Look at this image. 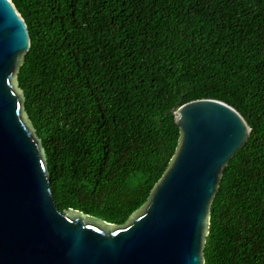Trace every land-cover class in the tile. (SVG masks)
<instances>
[{
    "label": "trees",
    "instance_id": "1",
    "mask_svg": "<svg viewBox=\"0 0 264 264\" xmlns=\"http://www.w3.org/2000/svg\"><path fill=\"white\" fill-rule=\"evenodd\" d=\"M10 1L58 210L125 223L174 152L171 111L220 101L251 133L224 169L205 264H264V0Z\"/></svg>",
    "mask_w": 264,
    "mask_h": 264
},
{
    "label": "water",
    "instance_id": "2",
    "mask_svg": "<svg viewBox=\"0 0 264 264\" xmlns=\"http://www.w3.org/2000/svg\"><path fill=\"white\" fill-rule=\"evenodd\" d=\"M30 48L23 16L0 0V264H205L224 169L251 133L242 115L216 100L173 109L174 152L146 202L122 225L60 212L18 82Z\"/></svg>",
    "mask_w": 264,
    "mask_h": 264
}]
</instances>
